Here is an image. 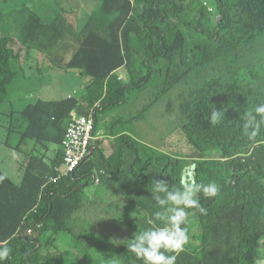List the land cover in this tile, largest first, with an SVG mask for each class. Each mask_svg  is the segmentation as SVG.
<instances>
[{
  "label": "trees",
  "instance_id": "obj_1",
  "mask_svg": "<svg viewBox=\"0 0 264 264\" xmlns=\"http://www.w3.org/2000/svg\"><path fill=\"white\" fill-rule=\"evenodd\" d=\"M14 1L21 4V0ZM24 1L41 7L52 5V0ZM208 1L214 7L212 12L203 0H100L103 12L117 11L118 16L104 28L93 24V30L90 26L68 64L91 75L92 84L82 90L80 98L37 100L14 120L6 119L8 131L19 136L14 148L28 144L30 150L19 183L0 170V246L11 249L3 264H46L49 254L44 250L51 240L56 249L61 234L75 241L79 250L92 257L93 264H106L101 255L104 247L92 253L83 240L85 236L73 225L76 212L84 205L77 194L92 182L96 170L114 173L117 159L123 167L132 155L130 148L144 145L121 130L115 135L116 148L109 157L102 141H96L92 156L74 178L64 177L42 188L63 161L61 142L70 112H85L86 106L96 102L100 104L97 111L122 104L130 88H141L159 75V94L140 109L142 117L160 95L189 80L195 69L208 65L219 67L216 76L178 94L180 128L196 151L193 157L150 147L151 151L135 152L138 163L131 170L139 183L143 177L148 183L144 205L150 207L149 221L157 225L160 222L153 214L163 212L169 204L160 206L153 199L155 180H167L170 192L180 190L183 170L193 165L200 180L215 182L220 189L217 196L203 201V212L190 216L187 227L191 240L184 250L166 253L177 256L176 264H257L264 240V124L250 139L243 127V115L264 103V0ZM8 42L7 37L0 38L2 94L15 75L12 60L16 55ZM124 65L129 83L119 80L115 73ZM215 108L222 116L212 124L209 117ZM5 144L9 145L8 140ZM157 195L162 199L167 196ZM99 208L95 217L112 209L104 203ZM131 217L133 231L138 234L143 222L133 213ZM34 220L43 221L36 235L17 234L19 228H26L24 221ZM47 232L52 239L42 241ZM132 239L129 235L117 240L110 264H143L128 248Z\"/></svg>",
  "mask_w": 264,
  "mask_h": 264
},
{
  "label": "rangeland",
  "instance_id": "obj_2",
  "mask_svg": "<svg viewBox=\"0 0 264 264\" xmlns=\"http://www.w3.org/2000/svg\"><path fill=\"white\" fill-rule=\"evenodd\" d=\"M96 3L99 4V1ZM56 4L57 2L54 1L53 6ZM87 29L88 23L81 26L82 31ZM61 46L67 55V59L74 56L76 50L70 49L74 47L73 44L63 46L61 43ZM15 68L18 74L3 99L4 110L10 108L21 109L37 96L43 99L59 98L62 91L73 92L76 90L74 95L81 97L82 89L75 82L63 77H56L55 80H52L51 77L46 76L40 77V81L27 82L21 74L20 66L16 64ZM218 72L219 67L213 65L195 69L189 80L177 84L168 92L160 95L158 100L142 117L139 116L140 109L159 94L162 78L156 75L149 80L147 85L141 88H130L126 92V98L122 104L97 112V136L112 131L126 130L148 151H151L150 147H152L172 155L179 154L181 157H193L196 151L188 143L180 128L181 114L178 94L188 92L207 78L216 76L215 73L218 74ZM119 73H125V70L121 69ZM125 81L129 83L130 78H126ZM38 89L42 92L40 95L37 93L28 95V93L35 92ZM6 126V118L0 115L1 171L4 175L19 183L30 145L22 144L18 148H14L19 141V136L10 133ZM107 139H112V143H114L116 138L110 137ZM6 140L9 142L8 146L5 144ZM49 154L51 155L53 152L51 151ZM140 185L143 187L142 191H139L137 186L130 183L115 181L113 184H96L92 180L83 192L85 196L84 207L75 215L73 225L78 227L76 230L79 234L85 236L83 240L89 244V250L92 253L104 247L101 255L106 264H110V257L114 255L117 240H121L123 236L128 237L130 235L133 237L135 232L132 228V213L135 215V219L142 220L143 223L139 227L143 231L151 224L159 226L154 224L155 222L149 221L150 207L144 205V189L148 185L144 177L140 180ZM116 189H123L126 195H119ZM117 200H120L118 201L120 205L118 209L115 206ZM95 202L104 203L106 206L110 205L114 210L110 209L106 214L95 217L100 213L99 206H91ZM160 226L163 225L160 223ZM196 236L197 234L194 235V237ZM52 237V234L48 233L43 235L41 240L45 241L48 238L52 239ZM53 242L54 240H51L44 250L45 254H49L46 264H93L92 257L79 250L75 241L64 244L58 236L56 249ZM110 250L112 251L110 252ZM260 259H264V240L260 246Z\"/></svg>",
  "mask_w": 264,
  "mask_h": 264
},
{
  "label": "clouds",
  "instance_id": "obj_3",
  "mask_svg": "<svg viewBox=\"0 0 264 264\" xmlns=\"http://www.w3.org/2000/svg\"><path fill=\"white\" fill-rule=\"evenodd\" d=\"M54 1L57 2L55 6H53ZM204 1L205 0H203V4H204ZM206 1L210 4L208 0ZM12 5L15 10L14 15H16L19 18L25 19V21L27 20L25 23V28L37 27L39 31H38V38L35 41L27 43V42H24L20 36L21 23H22L21 21L17 23L13 31L6 32L0 26V38L7 37L9 39L8 48L12 50L14 54L16 55L15 59L12 60V69L15 72V75L12 81L10 82V84H8L6 88V92L3 94L0 93V115L4 116L8 120H14L16 118V114H21V112L28 105L34 103L37 100H44V101L61 100L65 98H72L75 96L74 94L76 93V90H74L73 92L62 91L60 93L59 98H53V99H43L40 96H37V98H35L32 102L28 103L26 106H24L21 109L10 108L9 110H4L3 105H2L3 99L7 95L9 86L13 83L15 77L18 74V71L15 68L16 64L20 66L21 74L24 76L27 82L40 81L39 80L40 77H43V76L51 77L52 80H55L56 77H63L65 79H68L69 81L77 83V85L80 86L82 90H86L87 87H89L93 82V77L91 75L84 74V71L82 68L70 67L68 65L71 58L66 62L56 65V69H62L68 72L73 71V70H78L81 75L79 77V80H77L76 77L71 76L69 74L60 75V74H56V73L52 74L48 72V68H49L48 49H49V42H51L53 37H48L47 33L51 28L56 29L55 27L56 22H60L59 20L61 19H64V20L66 19L65 17L67 13H66V7L64 5L63 0H52V5L50 8L41 7L37 5L33 7H28V6L21 7L20 3L18 2L16 3L13 2ZM100 6H101V3H100ZM204 6L206 5L204 4ZM99 9L101 10L100 7ZM213 10H214V7H213ZM60 23H62V21ZM90 26L91 24L88 26V28ZM87 30L85 31L84 37L81 40L85 38ZM15 44H22L25 46L26 50L30 49L32 51H38L43 54V59L38 64V68L40 71L39 75L28 77L25 74V71L28 68V66L24 65V63L21 61L20 51L19 49L15 48ZM80 47H81V44H80ZM124 67L126 69L125 65ZM119 75H123L124 78L119 79L118 78ZM117 78L119 80H126V78H128L127 69L125 73H118ZM32 93H37L40 95V93L42 92H40V90L38 89L35 92L28 93V95H31ZM83 105L86 106L85 103ZM98 107H100V104L99 102H96L92 106H86L85 112H80L78 110H72L70 112V121L66 129L64 138L62 139V142H61V146L64 151L63 161L61 162L60 165H58L55 168L56 174L47 177V180L42 186V188H44L50 183L57 182L64 177L74 178V174L77 172L80 166L84 162L89 160L90 157L92 156L94 150L96 149V144H97L96 141H99V142L102 141L103 143V141L106 138H110V137L116 138L114 142V148H113V152H114V149L116 148V144H117V137H115V135L120 134L122 132L112 131L111 133H103L97 136L98 123L96 122V131L94 130V133H93L94 137L91 139V143L88 147V155L72 171L66 172V169H67L65 165L66 151H65L63 141L66 137V134L68 132V129L71 123L73 122V118L74 116L80 117L82 115L91 114V119L93 120L94 127H95V113ZM221 116H222V111L216 110L215 108L214 110L210 112V117H209L210 123L212 124L218 123L221 119ZM243 120H244L243 127L245 130V133L249 136L250 139L254 138L258 134L260 125L264 124V103H260L256 105L253 111L245 112L243 115ZM123 133H128V132L125 130ZM104 148L105 147H103V150ZM131 148H135V147H131ZM137 150L146 151V149L142 146H140L138 149L135 148V152H137ZM135 152H132L131 150L132 155L130 157H135V159L133 160V164L138 163L137 158L135 156ZM130 157H128L126 160H128ZM27 161H28V158H26L24 166L26 165ZM125 161H124V166H125ZM117 166H120L119 163L117 164ZM0 170H1V166H0ZM112 174L114 177L113 172H108V171L106 172L104 169L96 170L95 174L92 175V180L95 183L99 184L100 182H102L104 178H109V180H111V178H113ZM182 178L183 179H181V182H180L181 189L176 190L174 192L168 191L169 185H168L167 180H155L154 181L153 199L156 200L160 206H164L166 204H169V205L166 207V209L163 212L156 211L153 214L154 217L156 218V221H159L163 226L152 225L151 227L145 229L144 231L143 230L139 231L140 233L138 234L134 233L133 239L128 245L129 250L133 252L137 258L141 259L143 261V264H176L177 256L176 255H166V253L174 252L178 254L179 252L184 250L185 245H187L189 240H191V237L189 235V230L187 227V225L190 223V216L193 213L198 214L200 212H203L205 210L203 206V201L211 197L217 196L220 191L218 185L215 182L207 183V182L200 180L197 177V173L195 172V167L193 165H189L183 170ZM133 184L139 188L138 189L139 191L140 189H142V186L140 185L138 180ZM79 187H82V185H79ZM84 188L82 191H80L77 194V198H81L83 203L85 199V196L83 195V192L85 190ZM157 193H166L167 194L166 199H162L159 195H157ZM41 197H42V193L39 195V200L41 199ZM115 206L117 207V209L120 207L119 203L116 204ZM36 209H37V206L33 207L32 211L36 212ZM81 209H79L78 211H80ZM24 225H26V228L25 229H23V227L19 228L17 230V234L24 235V236H32V235H36L38 231L43 227V221L34 220L32 223H27L26 221H24ZM29 229L31 230V232H29ZM48 233L49 232L45 234H48ZM59 236L64 244L72 242L71 239L68 237V235L61 234ZM10 254H11V249L9 247L0 246V264H3V261L7 260L10 257ZM112 264H119V263L116 261H112ZM257 264H264V259H259L257 261Z\"/></svg>",
  "mask_w": 264,
  "mask_h": 264
},
{
  "label": "crops",
  "instance_id": "obj_4",
  "mask_svg": "<svg viewBox=\"0 0 264 264\" xmlns=\"http://www.w3.org/2000/svg\"><path fill=\"white\" fill-rule=\"evenodd\" d=\"M99 1V4L96 2ZM16 1L14 0H0V26L4 31H13L16 27L17 23L21 21V30L20 36L24 42H32L38 38L37 27H28L25 28V19L19 18L14 15V8L12 3ZM64 5L66 7V19L64 22H56L55 27L51 28L47 36L53 37L51 42H49V63H48V72L52 74H63V75H71L76 77L79 80L80 72L78 70L73 71H64L62 69H56V65L61 64L63 62L68 61L67 55L63 50L61 43L63 46H67L69 44H73L74 47L70 49L78 50L80 49V44H82L85 31L81 30V26L88 23V26L91 24L92 29L96 30L93 26H98L100 28H104L107 24L113 22V20L118 16L117 11L104 13L102 12L100 7V0H63ZM20 6H28L33 7L36 5L25 4L24 0H21ZM15 48L19 49L21 54V61L24 65L28 66L25 71V74L29 76H37L40 71L38 68V64L43 59V54L38 51L26 50L25 46L22 44H15ZM50 65L54 67L51 68ZM121 69H125L124 66L119 67L115 73L118 74ZM114 138V137H113ZM104 153L108 157L113 153L114 143H112V139H105L103 141ZM132 152H135V148H130ZM135 157H130L125 161V166L120 167L117 166L114 172V177L109 180V178H104L101 183L105 184H113L115 181L119 183H130L133 184L137 181L138 177L133 174L131 170V166L133 164V160ZM115 162L119 163V159ZM97 184V183H96ZM84 189H87L85 187ZM119 195H126L123 189H116ZM128 190V189H126ZM120 200H117V202ZM102 204V203H101ZM101 204L95 202L94 207L100 206Z\"/></svg>",
  "mask_w": 264,
  "mask_h": 264
},
{
  "label": "built area",
  "instance_id": "obj_5",
  "mask_svg": "<svg viewBox=\"0 0 264 264\" xmlns=\"http://www.w3.org/2000/svg\"><path fill=\"white\" fill-rule=\"evenodd\" d=\"M204 4L209 11H213V7L206 0ZM118 78L122 79L124 76L119 75ZM93 133L94 122L91 119V114L82 115L80 117L74 116L73 122L63 141L66 151V172L72 171L88 155V147L91 143V139L94 137ZM29 232H31L30 229Z\"/></svg>",
  "mask_w": 264,
  "mask_h": 264
},
{
  "label": "bare ground",
  "instance_id": "obj_6",
  "mask_svg": "<svg viewBox=\"0 0 264 264\" xmlns=\"http://www.w3.org/2000/svg\"><path fill=\"white\" fill-rule=\"evenodd\" d=\"M51 67H54V66H51Z\"/></svg>",
  "mask_w": 264,
  "mask_h": 264
},
{
  "label": "water",
  "instance_id": "obj_7",
  "mask_svg": "<svg viewBox=\"0 0 264 264\" xmlns=\"http://www.w3.org/2000/svg\"><path fill=\"white\" fill-rule=\"evenodd\" d=\"M184 173H185V171H184Z\"/></svg>",
  "mask_w": 264,
  "mask_h": 264
}]
</instances>
